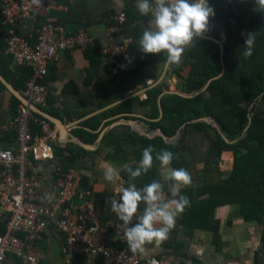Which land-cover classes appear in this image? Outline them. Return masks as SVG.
<instances>
[{
    "label": "crops",
    "instance_id": "crops-1",
    "mask_svg": "<svg viewBox=\"0 0 264 264\" xmlns=\"http://www.w3.org/2000/svg\"><path fill=\"white\" fill-rule=\"evenodd\" d=\"M5 1L8 0H0L2 42L10 30L1 23L2 5ZM56 3L57 9L51 16L58 23L65 25L68 31L85 28L96 39L95 44L86 48L60 51L57 59L50 63L48 75L41 80L49 88L47 112L62 120L70 132L69 138H62L67 144V149L70 145L73 149L66 150L65 153L70 159L58 156L56 163L62 173L68 170L82 173L86 181L85 188L92 191L98 203L99 221L109 225L110 242L130 250L122 230L118 227L122 221L111 211L109 198L116 186H128L129 176L124 170V165H131L134 169L142 158L146 146L140 145L138 138H155V129L151 128V124L164 117L162 100L165 94L189 95L184 86L191 74L195 58L188 56L199 37L194 38V44L186 49L178 65L166 66L164 53L145 54L139 49V39L149 27L151 15L139 14L136 8L137 0H56ZM209 4L211 5V0ZM256 9L247 7V10H238L237 22L243 21V18L248 23L251 18L264 13ZM214 11L215 16L210 18L208 31L200 37L217 41L223 49L227 33L216 24L221 10ZM121 12L126 13L128 20L120 33L115 35L119 42L123 41L129 45V57L122 58L124 69L112 71L109 68L111 64L108 54L102 51L101 45L98 44L108 38V29L113 24V17ZM43 21L41 16L25 18L18 28L30 37L36 33ZM216 33H219L222 39L216 37ZM23 66L25 64L16 63L8 54L0 53V75L19 90L26 87V80L30 79L34 72L32 66L31 71H26ZM1 83L0 136L8 145L16 135L10 127V122L19 105L15 99L17 96L4 82ZM208 84L198 93L206 91ZM22 85L24 86L20 88ZM156 87L162 89L157 103L147 102L151 90ZM257 108L263 109L264 104L258 105ZM194 120L191 122H197ZM215 128L221 133L219 128L212 125L199 129L194 125L185 124L184 130H179L176 134L179 137V133L183 136L185 132L180 149L182 157L181 162L177 165L171 164L170 167L184 168L190 173L191 184L181 187L179 191L180 195L188 197L186 190H192L189 201L196 202L202 198L206 200L208 195L202 194L199 198V189L216 186L228 180L234 172L235 152L227 149L219 152L215 144ZM158 129L156 130L159 131ZM175 136L170 138L168 144H174L181 138V135L178 139ZM222 136L229 140L225 133ZM208 138L213 139L211 141ZM153 147L156 149L158 145ZM153 156L155 157L154 152ZM109 167L120 173L121 179L115 184L104 179V171ZM162 171L164 170L159 161L154 159L149 172L133 182L137 187H143L153 180L165 183ZM170 189V182L165 183L166 200L171 198ZM189 206L190 203L183 213L177 216L175 227L167 240L158 246L155 243L145 245V251L140 253L144 260L158 257L165 258L166 264H264V219L259 222L257 219L246 218L241 213V204L226 199L222 204L215 206L213 211L210 209L206 220H202L215 225L209 228L205 223L198 225V214L193 211L196 216L187 213ZM144 207L143 203L139 205L137 215L143 213ZM137 222L134 216L129 226ZM60 246L57 239L54 240L51 236L44 238L41 249L48 255L45 264H63ZM73 264H112V260L89 261L82 258Z\"/></svg>",
    "mask_w": 264,
    "mask_h": 264
},
{
    "label": "built area",
    "instance_id": "built-area-1",
    "mask_svg": "<svg viewBox=\"0 0 264 264\" xmlns=\"http://www.w3.org/2000/svg\"><path fill=\"white\" fill-rule=\"evenodd\" d=\"M56 9V0H42L39 8L31 0H8L2 5L1 23L10 30L0 41V53L33 67L21 92L42 110L49 104V88L41 80L48 75L50 63L62 50L96 43L85 28L68 31L58 23L51 16ZM38 16L44 21L34 35L20 32L23 19ZM113 20L108 38L100 45L109 63L115 64L109 68L117 71L124 69L130 48L115 33H120L128 17L121 12ZM10 127L16 135L8 145L0 136V264H45L48 255L39 242L46 236L60 242L63 264L82 258L110 259L112 264H166L165 258L144 260L140 253L110 242L109 225L99 221L98 203L84 187L82 173L59 172L57 151L67 149V144L50 120L21 103ZM120 187L113 189L111 197Z\"/></svg>",
    "mask_w": 264,
    "mask_h": 264
},
{
    "label": "trees",
    "instance_id": "trees-1",
    "mask_svg": "<svg viewBox=\"0 0 264 264\" xmlns=\"http://www.w3.org/2000/svg\"><path fill=\"white\" fill-rule=\"evenodd\" d=\"M211 6L217 11L221 10L216 24L227 33L224 55L217 41L199 37L188 56L195 58L184 86L189 95L165 94L162 100L164 117L151 124L152 129L161 128L166 135L175 136L179 130H184L185 124L205 128L209 124L207 121H191L212 116L229 138L225 139L215 128V144L219 152L223 149L235 152L236 164L232 176L216 186L199 189V198L202 194L208 195V198L190 201L187 208L190 215H194L192 211L198 214V225L205 223L209 228L215 226L204 222L210 209L213 211L215 206L226 199L241 204V213L246 218L257 219L259 222L264 219V108H257L264 104V13L251 18L248 23L241 20L237 22V11L247 10V7L257 8L255 0H211ZM248 34H253L254 43L252 55L245 58L243 52ZM216 37L222 39L219 33H216ZM23 67L31 71L30 66ZM206 84V91L198 93ZM160 93L162 89L153 88L146 101L156 104ZM15 99L20 105L19 98ZM44 110L47 111V108ZM184 139L185 134L177 143L168 144L162 135L153 139L138 138L140 145H158L154 149L155 154L161 149L172 151L174 165L181 162L180 149ZM66 150L73 151L70 145L68 149L58 150L57 155L68 158ZM82 182L86 187L84 177ZM186 192L191 198L192 190ZM39 243L42 248V242Z\"/></svg>",
    "mask_w": 264,
    "mask_h": 264
},
{
    "label": "clouds",
    "instance_id": "clouds-1",
    "mask_svg": "<svg viewBox=\"0 0 264 264\" xmlns=\"http://www.w3.org/2000/svg\"><path fill=\"white\" fill-rule=\"evenodd\" d=\"M31 3L37 8L42 6V0H31ZM255 3L256 10L264 12V0H255ZM136 8L142 16L151 15L149 27L139 39V49L145 54L164 53L166 66L181 62L186 49L194 44V38L208 31L210 18L215 16L209 0H137ZM253 43V34H248L243 52L245 58L252 55ZM153 133L158 134V131ZM153 152L154 147L149 145L143 149L142 158L134 169L131 165H124L129 176L128 186L120 187L116 195L109 198L111 211L122 221L118 227L133 253H143L145 245L155 243L158 246L167 240L177 216L190 203L187 196L179 194L181 187L191 184L190 173L184 168L170 167L174 159L172 151L161 149L155 157ZM154 159L164 170L161 173L163 181L171 184V198L167 200L164 197L165 183L153 180L137 187L133 182L149 172ZM59 172L62 173L60 169ZM104 179L115 184L121 177L119 171L109 167L104 171ZM141 203L145 207L143 213L137 215ZM134 216L138 222L129 226Z\"/></svg>",
    "mask_w": 264,
    "mask_h": 264
},
{
    "label": "water",
    "instance_id": "water-1",
    "mask_svg": "<svg viewBox=\"0 0 264 264\" xmlns=\"http://www.w3.org/2000/svg\"><path fill=\"white\" fill-rule=\"evenodd\" d=\"M222 55H224V47L222 49ZM0 80L2 82H4L7 87L19 98V100L27 105L28 107H30L35 113H38L39 115L47 118L48 120H50L53 124H55L58 127L59 130V135L62 138H68L70 135L69 132V128L67 127V125H65V123L58 119L57 117L51 115L50 113H48L45 110L40 109L38 106L34 105L32 101L29 100V98H27L22 92L21 90H19L13 83H11L9 80H7L5 77H3L2 75H0ZM211 119L210 116H204L201 118H197L194 121H208ZM213 119V118H212ZM216 121V120H215ZM217 122V121H216ZM217 126L218 123H217ZM220 127V126H219ZM221 133L224 134L223 130L221 128H219ZM158 133L160 132L161 135H163L165 138L168 137V135H166L161 128L158 129ZM148 135H150V133H148Z\"/></svg>",
    "mask_w": 264,
    "mask_h": 264
},
{
    "label": "rangeland",
    "instance_id": "rangeland-1",
    "mask_svg": "<svg viewBox=\"0 0 264 264\" xmlns=\"http://www.w3.org/2000/svg\"><path fill=\"white\" fill-rule=\"evenodd\" d=\"M241 19H242L243 21L245 20V19H243V18H241ZM246 19H247V18H246ZM246 23H247V21H246ZM243 24H244V23H243ZM243 24H241V26H242ZM208 123H209L208 126H211V125H212V126H215V127H217V128H220V127H219V126H220L219 123L216 122V121H215L214 119H212V118L209 120ZM217 123H218L219 126H217ZM142 128H143V127H142ZM142 128H141V129H142ZM212 129L214 130L213 127H212ZM155 130H156V129H155ZM155 133H156V132H155ZM184 134H185V133H184ZM159 135H161L160 132H159L158 134H156L155 137H158ZM162 136H163V135H162ZM163 137H164V136H163ZM171 137H173V136H168L167 138L164 137V139H165V140H169V141H166V142L168 143V142H170V138H171ZM181 137H182V134H181ZM208 139H210V140L212 141L213 138H212V139H211V138H208ZM176 143H177V141H176Z\"/></svg>",
    "mask_w": 264,
    "mask_h": 264
}]
</instances>
